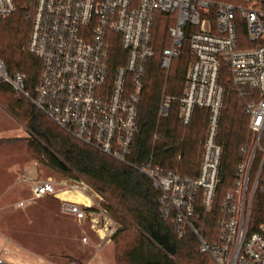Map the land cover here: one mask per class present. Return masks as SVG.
<instances>
[{
    "label": "built area",
    "instance_id": "obj_1",
    "mask_svg": "<svg viewBox=\"0 0 264 264\" xmlns=\"http://www.w3.org/2000/svg\"><path fill=\"white\" fill-rule=\"evenodd\" d=\"M31 26L24 50L41 62L38 84L31 96L25 75L9 73L0 59V87L26 99L59 129L113 160L127 163L138 132V105L149 61L154 57L152 25L159 15H173L167 28L170 47L159 66L168 74L186 39L194 60L188 65L182 95H162L158 117L168 116L178 102V120L188 126L194 111L206 112V131L196 177L166 171L151 160L133 167L159 192V212L182 237L192 232L201 253L214 264H264V221L251 222L254 199L264 215V9L255 3L237 6L213 0H31ZM16 12L14 0H0V19ZM244 40H238V28ZM124 53L111 69L112 49ZM228 72L233 91L242 101L248 141L240 148L242 161L232 188L221 202L220 241L208 246L192 225L196 203L213 207L220 183L223 147L217 142L225 90L220 72ZM129 165V164H128ZM30 197L17 208L51 196L64 215L86 222L101 244L112 242L116 223L103 208L102 198L84 180L56 184L24 177ZM79 192L88 203L58 198L59 192ZM83 243L87 238H83ZM4 254V252H2ZM0 264H5L1 258Z\"/></svg>",
    "mask_w": 264,
    "mask_h": 264
},
{
    "label": "trees",
    "instance_id": "obj_2",
    "mask_svg": "<svg viewBox=\"0 0 264 264\" xmlns=\"http://www.w3.org/2000/svg\"><path fill=\"white\" fill-rule=\"evenodd\" d=\"M14 1L16 12L0 19V59L9 73L25 75V89L33 96L41 62L23 48L31 26L32 1ZM213 1L237 6L255 3L264 9V0ZM173 20V15H159L152 25L154 57L146 67L144 89L138 105V132L127 157L129 165L75 140L26 99L11 100L7 106L10 114L24 124L28 150L35 160L61 177L86 181L102 198L104 210L118 226L112 236L114 264H214L208 255L200 252L199 242L192 232L178 236L176 226L159 212V192L146 176L133 168L151 160L164 170L182 176L194 178L198 174L206 112L196 109L191 123L183 126L178 120V102L173 101L168 116L158 117L163 94L176 99L182 95L187 67L194 60L187 43L188 31L168 74L161 70L162 52L170 47L167 28ZM237 36L238 40H244L242 26L238 28ZM123 56L124 53L116 45L111 53L113 71L122 64ZM219 83L225 90L217 137V142L223 147L221 180L212 210L206 212L199 200L192 217V225L201 230L204 242L210 247L220 241L221 202L232 188L235 172L242 161L240 148L249 137L242 101L233 91L225 69L220 72ZM9 95L8 87L1 86L0 96L7 98ZM262 209L260 198H255L250 222L253 226L264 221Z\"/></svg>",
    "mask_w": 264,
    "mask_h": 264
},
{
    "label": "rangeland",
    "instance_id": "obj_3",
    "mask_svg": "<svg viewBox=\"0 0 264 264\" xmlns=\"http://www.w3.org/2000/svg\"><path fill=\"white\" fill-rule=\"evenodd\" d=\"M11 100L22 98L13 93L7 98L0 96V253L4 252L1 258L5 264H91L98 237L86 222L64 215L52 197L16 207L18 201L30 197L29 188L21 183L24 177L51 179L56 184L73 180L53 173L34 159L28 150L24 124L7 109ZM57 196L88 203L79 192L65 191ZM83 238L88 243H83ZM109 258L106 264H114V257L113 262Z\"/></svg>",
    "mask_w": 264,
    "mask_h": 264
},
{
    "label": "crops",
    "instance_id": "obj_4",
    "mask_svg": "<svg viewBox=\"0 0 264 264\" xmlns=\"http://www.w3.org/2000/svg\"><path fill=\"white\" fill-rule=\"evenodd\" d=\"M98 244H99V240H98L97 245ZM111 245H112V243L101 244L100 248L95 246L94 247V253H93L92 258L90 259L89 263H91V264H106V261L108 260L109 256H110V258H109L110 261L113 262V256H112V252H111L113 250V246H111ZM109 247H111V251H110ZM108 252H109V256H108Z\"/></svg>",
    "mask_w": 264,
    "mask_h": 264
},
{
    "label": "bare ground",
    "instance_id": "obj_5",
    "mask_svg": "<svg viewBox=\"0 0 264 264\" xmlns=\"http://www.w3.org/2000/svg\"><path fill=\"white\" fill-rule=\"evenodd\" d=\"M64 192H65V191H64ZM59 193H61V192H59ZM59 193H58V194H59ZM58 194H57V195H58Z\"/></svg>",
    "mask_w": 264,
    "mask_h": 264
}]
</instances>
